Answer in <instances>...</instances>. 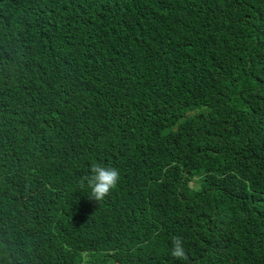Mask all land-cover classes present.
Segmentation results:
<instances>
[{"label": "trees", "instance_id": "obj_1", "mask_svg": "<svg viewBox=\"0 0 264 264\" xmlns=\"http://www.w3.org/2000/svg\"><path fill=\"white\" fill-rule=\"evenodd\" d=\"M0 264H264V0H0Z\"/></svg>", "mask_w": 264, "mask_h": 264}, {"label": "clouds", "instance_id": "obj_2", "mask_svg": "<svg viewBox=\"0 0 264 264\" xmlns=\"http://www.w3.org/2000/svg\"><path fill=\"white\" fill-rule=\"evenodd\" d=\"M120 181V170L111 165L93 162L88 174L81 178V187L87 186L91 197L96 201L104 200ZM171 256L177 261L186 260L187 253L183 246V238L173 236L171 240Z\"/></svg>", "mask_w": 264, "mask_h": 264}]
</instances>
